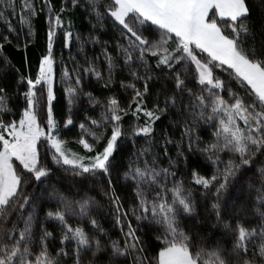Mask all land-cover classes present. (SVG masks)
<instances>
[{"label":"snow or ice","instance_id":"obj_1","mask_svg":"<svg viewBox=\"0 0 264 264\" xmlns=\"http://www.w3.org/2000/svg\"><path fill=\"white\" fill-rule=\"evenodd\" d=\"M41 14L35 74L0 56V264H264V0H0V54Z\"/></svg>","mask_w":264,"mask_h":264},{"label":"trees","instance_id":"obj_2","mask_svg":"<svg viewBox=\"0 0 264 264\" xmlns=\"http://www.w3.org/2000/svg\"><path fill=\"white\" fill-rule=\"evenodd\" d=\"M37 3H39V0H37ZM62 0H54V4L57 8L61 5ZM66 15H70L72 17L73 22V29L75 31H78L83 34H87L90 28V25L88 24V20L80 15L79 12L75 13H68ZM35 28L37 31V36L34 38V42L29 46L27 52H28V61L29 63L26 65L24 62V53L22 50H17L14 46L8 45L6 46V50L4 53L0 54V56H6L8 59L11 60L12 64L15 65L16 68H19L21 72L28 73L31 71V73L34 75L35 71L38 66V60L41 54L45 51V39H46V29L47 24L45 21V17L43 14L40 15L38 19L35 21ZM63 51L64 58L67 60L68 57V50L62 49L61 46L58 44L55 48V52L57 54V60L59 61L60 53ZM91 48H89V52L91 54ZM73 54L76 53V46L74 45L72 48ZM0 67H2V63H0ZM2 75V74H0ZM8 76L11 77L12 73L9 72ZM2 82V81H0ZM96 93H99L101 91V88L99 85H96L95 90ZM22 97L20 98L19 103H22ZM98 114V113H97ZM83 118L82 113H77L75 115V119L78 122ZM128 120V118H125ZM159 123V122H158ZM159 131V129H158ZM79 132L78 126H70L69 129H65L63 132L64 137L69 140L71 143L69 144V147L73 150H79L83 151L82 147L75 143V140L77 138V134ZM130 146V145H129ZM182 175L184 179L187 181L190 180V176L187 172V170H184L182 172ZM231 191V190H230ZM102 223L107 224V221H101Z\"/></svg>","mask_w":264,"mask_h":264}]
</instances>
